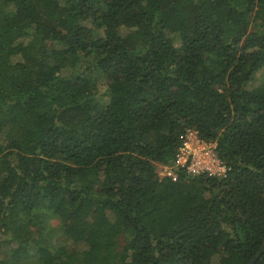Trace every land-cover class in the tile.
<instances>
[{
  "label": "trees",
  "instance_id": "1",
  "mask_svg": "<svg viewBox=\"0 0 264 264\" xmlns=\"http://www.w3.org/2000/svg\"><path fill=\"white\" fill-rule=\"evenodd\" d=\"M259 73L264 0H0V264H248ZM188 129L223 177L156 174Z\"/></svg>",
  "mask_w": 264,
  "mask_h": 264
},
{
  "label": "built area",
  "instance_id": "2",
  "mask_svg": "<svg viewBox=\"0 0 264 264\" xmlns=\"http://www.w3.org/2000/svg\"><path fill=\"white\" fill-rule=\"evenodd\" d=\"M175 161L171 166H164L162 177H172L175 170L182 169L190 176L206 173L208 176L223 177L227 167L215 153V143H208L198 138L197 132L186 130L180 137ZM161 177V176H160Z\"/></svg>",
  "mask_w": 264,
  "mask_h": 264
},
{
  "label": "rangeland",
  "instance_id": "3",
  "mask_svg": "<svg viewBox=\"0 0 264 264\" xmlns=\"http://www.w3.org/2000/svg\"><path fill=\"white\" fill-rule=\"evenodd\" d=\"M262 74L259 73L258 76H257V83L258 84L264 82V74L263 75ZM155 172H156V174H158V176L162 177L163 173H164L163 165L155 164ZM53 224L56 225V222H53ZM61 239H62V237H61ZM2 250H3V256H4L6 254V252H7V247H4Z\"/></svg>",
  "mask_w": 264,
  "mask_h": 264
},
{
  "label": "water",
  "instance_id": "4",
  "mask_svg": "<svg viewBox=\"0 0 264 264\" xmlns=\"http://www.w3.org/2000/svg\"><path fill=\"white\" fill-rule=\"evenodd\" d=\"M264 253V242L259 250V252L256 254V256L248 263V264H255L257 259Z\"/></svg>",
  "mask_w": 264,
  "mask_h": 264
}]
</instances>
